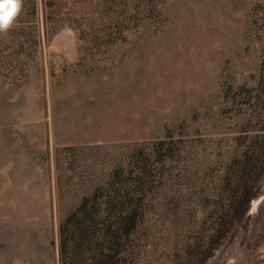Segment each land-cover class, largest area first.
<instances>
[{"label": "rangeland", "instance_id": "374dc122", "mask_svg": "<svg viewBox=\"0 0 264 264\" xmlns=\"http://www.w3.org/2000/svg\"><path fill=\"white\" fill-rule=\"evenodd\" d=\"M43 2L0 30V264H59L61 219L137 165L154 180L132 264H198L235 138L264 112V0H163L106 48L73 28L98 0H46L48 32ZM204 264H264V192Z\"/></svg>", "mask_w": 264, "mask_h": 264}, {"label": "trees", "instance_id": "16d2710c", "mask_svg": "<svg viewBox=\"0 0 264 264\" xmlns=\"http://www.w3.org/2000/svg\"><path fill=\"white\" fill-rule=\"evenodd\" d=\"M162 1L98 0L94 6L89 5L95 15L88 16L83 23L73 17L77 24L73 28L85 44L106 48L122 41L130 30L154 14ZM43 8L48 32L52 21L46 18V0ZM19 14L20 9L16 16ZM256 91V96L264 100V63ZM251 120L249 117L235 138L236 152L222 178L214 221L203 226L206 247L201 249L202 243L198 244V264H204L223 239L243 225L251 201L264 192V112L255 117L254 125H248ZM157 152L161 154L160 149ZM136 167L139 168L115 169L104 184L82 196L61 219L59 264H132L133 238L154 180L152 170L144 165Z\"/></svg>", "mask_w": 264, "mask_h": 264}, {"label": "clouds", "instance_id": "9594fccd", "mask_svg": "<svg viewBox=\"0 0 264 264\" xmlns=\"http://www.w3.org/2000/svg\"><path fill=\"white\" fill-rule=\"evenodd\" d=\"M19 7V0H0V30L10 27Z\"/></svg>", "mask_w": 264, "mask_h": 264}]
</instances>
